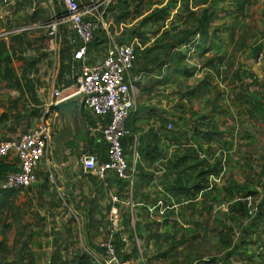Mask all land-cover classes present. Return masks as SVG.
Instances as JSON below:
<instances>
[{
	"label": "rangeland",
	"instance_id": "obj_1",
	"mask_svg": "<svg viewBox=\"0 0 264 264\" xmlns=\"http://www.w3.org/2000/svg\"><path fill=\"white\" fill-rule=\"evenodd\" d=\"M34 1L42 2L46 11L41 13L37 20L36 15H38V12H32L31 0H25L15 8L11 7L12 5L9 6L7 8V12L8 9L10 12L9 15L0 16V119H2V123L0 121V142L24 132L31 110L39 109L40 113L42 112L43 103L49 95L51 78L55 76L56 79H59V60L54 62L51 59L50 51L52 47L49 38L46 36V31L28 29L34 26L33 24L36 21L48 20L51 17L50 7L46 0ZM169 1L144 0L142 8L147 14L153 7L169 5ZM43 8L40 7L39 10L42 11ZM216 8L219 10L217 15L222 18L212 24L219 30L217 37L213 38L210 44L206 46V51H196L185 61L190 70L194 68L193 75L186 77L181 72L172 73L168 83L164 84L165 86L158 87L154 85L153 92L150 93L142 91L141 88L147 89L153 85L158 74L155 75L156 77L144 75L143 83L137 88V91H134V94L137 106L151 104L152 108L158 111H171L174 117L180 114V116L189 118V114L193 112L199 116H206L211 122L215 123L220 130L225 132V140L228 143L226 146L229 147L223 149L226 153L224 161L226 167L225 179L226 181L242 182L245 174L258 173L260 165L264 164L260 158L263 154L262 146H264V123L262 121L264 116V0H252L247 6L244 19L221 13L222 8L228 12L234 10L232 0L217 2ZM114 11L112 12L111 8L108 7L106 12V20L110 22L109 32L113 37L112 39L117 44H119V41L124 42L123 39L125 38L130 42L129 36L122 37L119 28L115 26L113 21ZM180 11V7L172 11L174 20L179 17ZM171 20V18L167 20V30H170L173 26L170 23ZM124 24L125 28L122 35L125 32L130 34V31L140 24V19L131 17ZM175 25L179 29H185L184 23H178V25L175 23ZM149 27L150 24L145 27V30H148ZM229 28H232L231 36H229ZM22 29L28 30L23 31ZM63 30V33L62 30L60 31L63 37L60 51L65 57L70 58L76 44L73 43L72 34L67 29ZM96 35L106 40V42L104 41L106 46L110 45L103 31ZM147 37L151 38L147 44L151 47L153 38L151 35ZM256 48H261L262 53L255 57ZM151 56H154V53ZM219 57L222 59V63H220L221 67L219 66L220 69L218 67L219 71L217 73L208 66L207 60ZM33 58H40L41 60V63L36 67L38 70L37 75L24 74L21 60ZM137 63L136 68L142 70L140 61ZM54 64L55 68H53ZM8 68L11 71L10 73H8ZM243 71L253 74L257 80L256 85L250 87L249 90L243 91L241 89L242 93L255 106L258 104L256 117L253 118L246 117L244 107L242 108L234 100L236 90L242 86L241 82H249L244 78L239 81L236 77V75L242 77ZM5 75L7 78H4ZM23 76L31 81L35 91V99L39 101L38 104L33 102L32 93L27 89L25 82H22ZM14 78L21 81L20 91L14 89ZM65 82V77L58 80V84L62 86ZM202 83H205V88L199 86ZM189 90L194 91L193 96L188 100L182 98L181 96ZM74 91L75 88L70 87L66 93L69 95ZM20 94H22L21 97H19ZM14 101H17L16 106L12 103ZM260 104H263L262 108H260ZM179 106H182V108L179 109ZM17 114L20 117L15 120ZM151 122V120H143L138 125V131L148 129ZM36 123V119H33L32 126ZM124 155L130 158V149H126ZM79 158L80 155L77 158L75 157L74 163L76 165H79ZM48 159L51 166L50 155ZM7 163L14 164V157L8 158ZM39 167L40 170L42 167L44 168V163ZM159 167L163 169L162 165ZM159 167L156 166V170L152 172L155 173L157 178L161 176V174H158ZM45 175L41 176V179L46 190H41L40 187L24 189L17 196L14 212L0 217V264H29L30 259L33 264H47L50 256L55 251L60 252L63 256H71L75 251L82 250V246L87 245L93 251L98 252L97 244L105 237V230L108 229L109 225L107 208L105 206L101 207V210L97 213L103 217L102 225L99 226L103 228L105 226L104 231L87 232L85 220L88 218V213L83 207L75 205L73 199L68 197L66 193L67 198L64 197L66 201L63 202L61 197L55 193L49 175ZM51 176L55 180L53 172ZM120 190L124 192L120 194L122 203L118 205L121 206L118 208L119 210L120 208L122 210L129 208L131 211L130 229L134 227L136 219H141L142 224L146 225L148 219L158 221L160 217L164 216V219L168 220V224L165 228L160 229L159 232H161L162 237L157 242H144L137 236L130 238L129 229L124 230L122 236L126 238V241L123 242V247L116 250L119 261L123 256L130 255V259L127 261L128 264H214L210 263L212 260H215L217 264H245L244 261L249 262L248 259L241 261L236 254L225 259L224 256L227 251L212 234H199L197 239H194L193 236L196 233L192 229L191 222L193 218L197 219V215L191 214L190 209L184 211L180 207H175L174 212L176 210L177 213L173 215L153 213L152 217L147 218V212L138 205L135 206L136 198L133 194L131 193L132 196H129L128 189L122 188ZM145 192L152 196L151 198H158L161 195L159 189L154 185H151ZM211 200L212 205L210 206L213 209L209 216L202 219L208 229H211L216 222L227 223L229 216L224 201L226 199L223 200L220 193L216 192L213 196L211 195ZM72 213L79 219L82 228L81 240H79L77 222L73 220ZM165 233L169 237L173 236L174 239L169 238L167 240ZM237 234L232 237L234 242ZM173 242L178 243L176 249L171 251L170 246ZM263 244L258 243L256 246L247 249L246 257L253 256L254 261L252 263H255L256 260L260 262L259 258L263 256ZM240 251L238 250V252ZM162 255L164 256L161 257Z\"/></svg>",
	"mask_w": 264,
	"mask_h": 264
},
{
	"label": "trees",
	"instance_id": "obj_2",
	"mask_svg": "<svg viewBox=\"0 0 264 264\" xmlns=\"http://www.w3.org/2000/svg\"><path fill=\"white\" fill-rule=\"evenodd\" d=\"M143 1L144 0H112L109 9L111 8L112 12L115 10L113 21L117 27L131 17L140 19V24L137 28L135 27L131 30L130 34H126L125 32L123 36L121 32L120 35L124 38L129 36L130 42L136 41L135 66L138 64L137 62L140 61L142 70L139 68V71L146 76H155L158 74L157 76L159 78L156 79L153 85L147 89H142V91L150 93L153 92L154 85L158 87L165 86L164 84L168 83L170 74L172 73L181 72L186 77H191L193 75L195 72L194 68L190 70L185 64L188 52L187 50H182L181 47L194 44V37L197 36L198 42L194 46L195 52H193V54L196 53V51H206V46L210 44L213 38L217 37V33L219 32L218 28L212 26V24L222 19L220 15H217L219 10L216 8V3L222 0H170L169 5L153 7L147 14H145L144 8H142ZM232 1L234 2V10L228 12L222 8L220 10L221 13L226 15L231 14L234 18L244 19L246 17L247 6L252 0ZM177 7H180L181 11L179 12V17L174 20L175 18H172V11ZM169 18L172 19L170 23H172L173 26L170 30H167L166 27L168 26L166 24ZM175 23L177 25L178 23H184L185 29H179ZM148 24H150V27L148 30H145ZM228 32L229 36H231L232 28H229ZM148 35H151L153 38L151 47L147 46L151 40V38L147 37ZM96 37L97 35L94 36L90 45L97 47L104 41L106 42V40L100 41V38ZM123 40L128 43L126 38ZM124 42L119 41L120 44ZM152 53H154V56H151ZM254 53L255 57L261 54V48H256ZM190 57L191 55L189 58ZM21 61L24 74L37 72L36 65L40 62L39 59L30 61L22 59ZM66 61L65 55L62 54L60 57L59 79L65 77V74L69 73V67ZM207 63L208 66L218 73L222 59L220 57L209 59ZM7 70L8 73L11 72L9 68ZM236 77H238L239 81H241V78H244L249 80V82H241L242 86L236 90L237 92L234 100L237 101L242 108L244 107V114L246 117H256L255 114L256 111H258V104L255 106V104L241 91V89H243V91L246 89L249 90L250 87L256 85L257 80L255 76L248 71H243L242 77L239 75H236ZM4 78H7V76L5 75ZM23 81L27 89L32 93L33 102L38 104L39 101L35 99V91L31 81L28 80L26 76H23L22 82ZM70 85H72V82H65V86L68 87ZM204 85L205 83H202L199 86L205 88L206 85ZM13 86L14 89L20 91L22 87L21 81L18 78H14ZM193 94L194 91L189 90L181 97L188 100ZM21 96L22 94L19 95V97ZM12 103L14 106L17 105V101ZM262 105L263 104L259 105L260 108H262ZM178 108L181 109L182 106ZM40 115L39 109L31 110L24 132L32 126L33 119H38ZM19 117L20 115L17 114L14 119L17 120ZM98 118H106L107 120L109 117ZM151 118H155L156 123L151 124L146 132L137 135L136 149L139 159L144 163V166L151 168L156 162L160 163L161 161L163 172L160 173L161 176L157 178L153 173L143 172L139 166L136 168V182L132 191L134 198H136L135 206L138 205V207L143 208L144 211L147 212L146 215L148 214L147 218L153 215L148 212L150 208H153L152 213L157 215L164 209L162 214L166 213L169 216L173 215L175 207H180L184 211L190 209L191 214H194V216L197 215V219L193 218L191 222L192 229L196 233L195 236H193L194 239H197L199 234H212L227 251L224 256L225 259L227 257L231 258L236 254L241 261L248 259L249 262L244 261L245 264H263L264 254L259 258L260 262L256 260L255 263H252L254 261L253 256L249 255L246 257V252L251 246L264 243V164L260 165L258 173L250 172V174H245L242 182L234 180L226 181L224 176L222 185L218 188L214 187L209 190L207 183L208 176L211 174H219L222 158L221 155H219V157L210 164L207 160L200 159L197 152L205 151L207 155H210L213 154L214 151L227 147L226 145H228V143L225 140V132L220 130L217 125L211 122L206 116H199L193 112L189 114V118H185L182 115L180 116V114L174 117L173 114L165 110L158 111L155 108L138 106L136 111L131 112L126 122V128L131 135L122 139V148L124 152L125 147H127L126 145L131 146L133 144V136L136 135L135 133L139 132L138 124L143 120H150ZM0 121L2 123V119H0ZM262 121L264 123V116ZM168 124L174 125L171 130H167ZM171 146H174L175 149L173 153L167 157V150H169ZM262 148L263 154L260 158L264 162V146H262ZM7 160V157H0V217L14 212L17 196L23 191L22 188H1V182L4 177L8 173L16 171L15 165L7 163ZM38 170L37 178L42 174L38 172ZM115 180L117 182L116 187L119 190L122 188L127 189L126 183L117 179ZM152 184L156 187L158 186L161 193L160 197L151 198L152 196L145 192ZM109 186L111 187L110 184ZM36 187L37 186H32V188ZM216 192L221 194L223 200L224 198L226 199L224 201L229 213L228 222H216L212 225L211 229H208V226L204 224L205 221H202V219L210 215L213 209V207L210 206L212 205L211 195L213 196ZM117 197L122 203L119 196ZM158 203L161 204L158 205ZM119 215L121 232L115 235L114 243L116 250L123 247L124 244L119 235H121L124 230L127 231V228L130 231V238L137 236L144 242H157L162 237L161 232H159L160 229L162 227L165 228L168 224V220H165L164 216L160 217L158 221L148 219L146 225L142 224L141 219H136L134 227L130 229L132 213L129 208H124V210L120 208ZM236 233L238 234L234 242L232 237L235 236ZM165 234L167 235V237H165L167 240L169 238L174 239L173 236L169 237L167 233ZM177 243L178 242L172 243L170 246L171 251L176 249ZM238 250L241 251L238 252ZM163 256L164 255L161 257ZM129 259L130 255H125L120 261L125 263ZM210 263L217 264L215 260L210 261ZM29 264H33L31 259L29 260ZM47 264L94 263L88 256L82 253L81 250H77L71 256H63L60 252L55 251L50 256Z\"/></svg>",
	"mask_w": 264,
	"mask_h": 264
},
{
	"label": "built area",
	"instance_id": "obj_3",
	"mask_svg": "<svg viewBox=\"0 0 264 264\" xmlns=\"http://www.w3.org/2000/svg\"><path fill=\"white\" fill-rule=\"evenodd\" d=\"M12 0H0V16L7 15V8L12 5ZM57 7L52 9V16L43 23L31 26L29 30L42 29L51 43L52 60L58 58V41L63 27L74 34L76 48L68 63L69 75L75 91L68 95H79L81 107L95 117L108 116L109 121L103 128H94V132L101 134V139L106 143V162L100 163L93 154H82L79 158L81 171L85 175L96 177L106 186V177L111 173L117 180L126 183L129 193L136 180V165L140 162L136 149V137L131 148L130 158L124 155L122 139L130 136L126 122L136 110V97L134 91L142 83L144 73L137 70L136 41L117 44L109 32L110 22L106 20V12L112 0H55ZM120 32L125 24L118 26ZM28 29H22L23 31ZM103 31L110 42L101 59L88 64L87 56L89 46L96 34ZM194 44L181 47L187 50L188 57L195 52L194 46L198 42L195 36ZM63 89H52L50 100L43 108L37 123L22 134L0 142V157L16 159L14 163L16 171L8 173L1 182L3 189H28L37 183V170L44 163L45 172L54 183L49 164L50 130L45 123V117L50 109L63 100ZM172 129V124L167 125V130ZM222 153V154H221ZM229 153V152H228ZM200 159L207 160L210 164L221 155V167L218 175L208 176V189L222 185L226 173L224 164L226 153L221 150L207 155L205 151H198ZM164 162V161H162ZM159 167L160 163H156ZM159 173L163 172L159 167ZM158 188V186H157ZM159 189V188H158ZM111 206L107 212L108 229L105 237L97 244L98 252L87 246H82L81 252L88 256L94 264H128L118 260L115 247V235L121 232L120 215L118 205L121 204L117 196L109 194ZM161 203H158L160 205ZM164 209L162 210V212ZM153 214V208L149 209ZM160 212V214H162ZM73 220L77 222V234L81 240L82 228L78 217L72 213ZM121 241L126 238L121 235ZM264 254V248H263Z\"/></svg>",
	"mask_w": 264,
	"mask_h": 264
},
{
	"label": "crops",
	"instance_id": "obj_4",
	"mask_svg": "<svg viewBox=\"0 0 264 264\" xmlns=\"http://www.w3.org/2000/svg\"><path fill=\"white\" fill-rule=\"evenodd\" d=\"M24 1L25 0H12L11 2L12 6L11 5L10 6L15 8L16 6H18ZM31 1L32 2H31L30 7H31L32 12H35V11L38 12V15H36V20H37L41 16V13L46 12L45 9L43 8L44 4L40 1H34V0H31ZM46 2L48 3L50 7V13H51L50 16H52V9L54 8L56 9L57 4L55 0H46ZM40 7L43 8L42 11L39 10ZM9 13L10 12L8 9V15ZM48 20L43 19L42 21H36V23L33 25L43 24L47 22ZM63 29H67V28L63 27L61 29L62 33L64 31ZM67 30L70 32V34H72L73 43H75L74 34L69 29ZM59 36L60 37H59V43H58V58H59V65H60V57L62 55L60 51V44L63 42L62 40L63 37L61 36V34ZM96 38H99V36L97 35ZM102 40L104 39L100 38V41ZM108 47H109V44L106 46L104 42L98 45L97 47L90 45L89 50H88V56H87L88 64H91L94 61L101 59V57L105 54ZM72 55L73 53L71 54V57ZM71 57L70 58L66 57L67 65L70 62ZM33 59L40 60V58H33ZM33 59H25V60L30 61ZM40 63H41V60L38 64ZM21 64H22V61H21ZM53 68H55V64L53 65ZM37 73H38V70L36 73H32V75L36 76ZM69 74L70 73L65 74V79L66 81L72 82L71 76ZM148 77H156V76L151 75ZM158 78L159 77L157 76L156 79ZM148 79H152V78H148ZM58 80L59 79H56L55 76L51 78L50 80L51 86L49 87V90H48L49 95L46 97L45 102L43 103V106H42V109H43L46 103L49 102L50 92L52 89L60 88L64 90L63 92L64 94L62 93L63 100H61L57 104L56 107L51 108L49 114L45 117V123L48 126L50 130V134H51L50 141H49V155L51 156V161H52L51 169L55 176V180L53 183L55 193L61 197V200L63 202L66 201V199L64 198L66 197L65 195L66 193L68 197H71L73 199V202L75 203V205L81 206L85 209V211L89 215V216L87 215L88 218L87 220H85V223L87 224V228H86L87 232L89 231L96 232V233L102 232L104 231L105 226L103 228L102 226H99V225H102L103 217L101 216V214H97V213L99 212V210H101V207L105 206L107 208L106 210L110 208L111 203L109 199V194L117 195L120 198L121 197L120 194L123 193L124 191H121L116 187V184H117L115 180L116 178L111 173L107 175L106 182H105L106 186H104L103 182L99 181L96 177L83 174V172L81 171L80 165L78 164L76 165L74 163V160H75V157L77 158L79 155L81 156L82 154H93L97 157L100 163L106 162V151H107L106 143H104V141L101 139V134L99 132H94L93 130L94 128L100 129V128L105 127L106 124L108 123V119L106 120V118L95 117L88 111H85L84 109H82L81 97L79 95H73V96L68 97V94L66 92L69 90L71 85L68 87L65 86V84L63 86L59 85ZM141 84H139L138 87ZM141 89H144V88H141ZM143 107L152 108L153 106L150 104V105H146ZM137 108L138 106H136V109ZM169 113L173 114L171 111H169ZM38 119H36V121ZM150 120L152 121L151 124L156 123L155 118H151ZM146 131L147 129H144L143 131H139L135 133L136 135H134L133 138L137 137V135L142 134ZM133 144H134V141H133ZM132 145L131 146L126 145L127 147H125V150L130 149L131 151ZM174 149L175 147L171 146L169 150H167V157H169L173 153ZM84 151L86 153H83ZM156 163L151 168H148L144 166L143 162L140 161L136 165V168L139 166V168L141 167L143 172L152 173L154 170H156L155 169V167L157 166ZM49 164H50V161H49ZM38 172H41L42 174L37 178V183L33 186L40 187L41 190H46L44 188V183L42 182L43 180L41 179V176L43 175L45 176V173H46L45 168L42 167L41 170L39 168ZM109 184L111 185V187L109 186ZM126 188L128 189L127 185H126ZM128 195L132 196L131 193H129ZM174 213H177V211L175 210L173 214ZM88 227L90 228L88 229ZM105 232L107 233V230H105Z\"/></svg>",
	"mask_w": 264,
	"mask_h": 264
},
{
	"label": "water",
	"instance_id": "obj_5",
	"mask_svg": "<svg viewBox=\"0 0 264 264\" xmlns=\"http://www.w3.org/2000/svg\"><path fill=\"white\" fill-rule=\"evenodd\" d=\"M56 106H57V105H56ZM56 106H55V107H56ZM34 185H35V184H34Z\"/></svg>",
	"mask_w": 264,
	"mask_h": 264
}]
</instances>
